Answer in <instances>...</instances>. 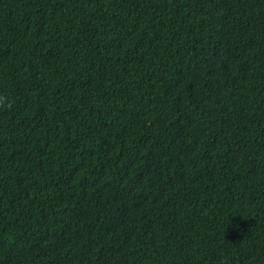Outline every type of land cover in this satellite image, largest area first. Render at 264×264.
I'll return each mask as SVG.
<instances>
[{
    "label": "trees",
    "instance_id": "1",
    "mask_svg": "<svg viewBox=\"0 0 264 264\" xmlns=\"http://www.w3.org/2000/svg\"><path fill=\"white\" fill-rule=\"evenodd\" d=\"M0 264H264V0H0Z\"/></svg>",
    "mask_w": 264,
    "mask_h": 264
},
{
    "label": "clouds",
    "instance_id": "2",
    "mask_svg": "<svg viewBox=\"0 0 264 264\" xmlns=\"http://www.w3.org/2000/svg\"><path fill=\"white\" fill-rule=\"evenodd\" d=\"M237 225H238V223H237V224H231V223H230V224L227 225V228H228V227H232L234 230L239 231V229L237 228Z\"/></svg>",
    "mask_w": 264,
    "mask_h": 264
}]
</instances>
